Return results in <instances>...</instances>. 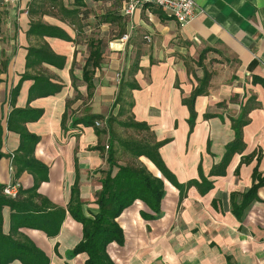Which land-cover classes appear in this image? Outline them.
Masks as SVG:
<instances>
[{
	"label": "crops",
	"instance_id": "0c3cea01",
	"mask_svg": "<svg viewBox=\"0 0 264 264\" xmlns=\"http://www.w3.org/2000/svg\"><path fill=\"white\" fill-rule=\"evenodd\" d=\"M195 1L197 12L185 25L157 5L126 14L125 0H19L0 13V58L8 61L0 71V182L23 189L38 183L50 206L66 210L59 232L48 235L17 220L12 224L13 210L5 206L3 230L8 234L14 225V238L31 239L49 264H85L88 258L85 252L69 255L83 225L68 205L78 179L85 214L98 211L102 170L109 168V146L126 115L120 112L122 95L134 101L131 120L150 126L139 132L168 140L159 151L172 178L148 157L132 155L164 180L166 194L157 219L143 215L152 211L141 200L118 217L125 243L108 245L114 263L264 264V185L242 218L233 212L254 170L264 175V86L253 82L264 77V0ZM96 49L103 59L92 67L89 90L84 66ZM205 76L191 129L183 99ZM132 82L140 87L128 88ZM14 109L23 110L24 127L39 138L22 151L20 133L8 128ZM244 110L248 122L237 142L232 118ZM144 134L138 139L151 138ZM119 142L113 141L117 158ZM190 180L198 185L187 187L181 199L175 181Z\"/></svg>",
	"mask_w": 264,
	"mask_h": 264
},
{
	"label": "trees",
	"instance_id": "16d2710c",
	"mask_svg": "<svg viewBox=\"0 0 264 264\" xmlns=\"http://www.w3.org/2000/svg\"><path fill=\"white\" fill-rule=\"evenodd\" d=\"M211 50L208 48L206 50ZM102 52L94 50L91 51L90 56L84 66L85 80L88 82L89 90L94 86L92 81L93 68L100 65L102 61ZM0 63V71L6 69L8 61ZM93 67V68H92ZM207 75V74H206ZM207 76L199 86L195 88L189 98H184L183 102L188 105L190 110L189 123L191 129L195 124L197 113L195 111V99L198 95L205 92L207 84ZM1 82V80H0ZM253 82L261 83L264 86V77H254ZM128 88H139L137 83H129ZM122 88V87H121ZM18 92V88L11 93L14 101ZM128 96H131L127 94ZM126 95V96H127ZM124 96H120L118 102ZM133 99L128 101V105L132 107ZM238 118H232V125L236 132V141L242 138V127L247 124L246 110ZM121 112V111H120ZM23 115L22 109H14L8 119V128L16 130L21 135V145L19 151L25 149L28 143L35 144L38 141V136L32 134L24 127V122L28 118L21 116L19 124H16V117ZM121 124L126 127H133L137 130H149L150 126L146 122H138L135 120L121 121ZM151 137L145 140H121L120 143L128 150L134 157L140 156L148 157L166 177H171L169 169L166 167L159 148L168 140L155 141ZM108 150L109 168L102 170V188L97 193L96 204L98 211L92 216H87L83 210V201L80 198L78 179L72 187L71 200L68 205L69 212L74 219L81 222L83 225V237L81 241L69 252V255L75 256L79 253L85 252L88 255L85 264H115L108 253V245L111 242H117L120 245L125 243V233L118 222V217L123 211L131 206L135 201H143L152 211V213H145L143 215L149 219H157L162 215L161 205L165 197V183L161 177L155 176L144 164L140 162H133L122 164L117 158V150L114 148L113 141ZM1 132H0V159L3 157L1 150ZM234 145H229L228 152H233ZM16 156V155H15ZM17 159V158H16ZM26 165L31 170H34L32 161L24 160ZM176 185L181 190V199L184 197V191L187 187L198 185L197 180H190L187 184H181L177 181ZM264 185V175H262L256 168L253 173V183L251 187L243 193V199L240 204L233 201V212L238 218H242L246 209L254 200H259L257 195L258 188ZM3 185L0 182V263L9 264L14 260H20L22 264H49V257L28 237L20 239L14 238V228L11 227V232L6 234L3 230V208L9 206L12 210V224L17 220L21 226L37 228L45 231L48 235L57 234L60 230L61 224L66 216V210L57 206H50L49 201L44 200V197L38 192V183L32 188H20L17 198H11L4 194ZM211 187V184L206 188H201L202 192H206ZM39 199L42 204L36 203ZM234 200V196H233ZM50 208H47V207ZM13 231V232H12Z\"/></svg>",
	"mask_w": 264,
	"mask_h": 264
},
{
	"label": "built area",
	"instance_id": "2783aa9c",
	"mask_svg": "<svg viewBox=\"0 0 264 264\" xmlns=\"http://www.w3.org/2000/svg\"><path fill=\"white\" fill-rule=\"evenodd\" d=\"M19 0H0L4 7L15 6ZM125 13L133 14L139 5H157L162 10L170 13L181 24L185 25L195 16L197 12V4L195 0H125ZM125 35L122 40H126ZM96 124H99L97 121ZM19 183H9L4 186L3 192L11 198H17L20 192Z\"/></svg>",
	"mask_w": 264,
	"mask_h": 264
},
{
	"label": "rangeland",
	"instance_id": "374dc122",
	"mask_svg": "<svg viewBox=\"0 0 264 264\" xmlns=\"http://www.w3.org/2000/svg\"><path fill=\"white\" fill-rule=\"evenodd\" d=\"M3 8H4V6L0 3V13L3 12ZM1 27H2V25H1ZM1 27H0V40L2 37L1 35L3 34V32H2L3 30ZM122 96H124V97L122 98V100H120L121 113L126 112V115H124L121 119H122V121H131V117L128 114L129 110H130V108H129L130 106L128 105V101H130V100H129V98H126L125 95H122ZM119 130H120L119 134H116L118 139L115 137L117 142L121 141L122 139L140 140L138 138L142 137L144 133H145L144 136L152 137L149 132H144V133L139 132L137 129H134L132 127H126V126L122 125L121 123L119 125ZM138 135H139V137H138ZM116 146L119 149L118 150L119 160H122L125 163H132L135 161L132 157V154L130 155V152H127V150L123 147L122 144H120V142L117 143Z\"/></svg>",
	"mask_w": 264,
	"mask_h": 264
}]
</instances>
